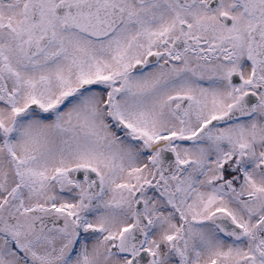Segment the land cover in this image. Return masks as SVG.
Returning <instances> with one entry per match:
<instances>
[{
  "label": "snow or ice",
  "instance_id": "obj_1",
  "mask_svg": "<svg viewBox=\"0 0 264 264\" xmlns=\"http://www.w3.org/2000/svg\"><path fill=\"white\" fill-rule=\"evenodd\" d=\"M0 264H264V0H0Z\"/></svg>",
  "mask_w": 264,
  "mask_h": 264
}]
</instances>
